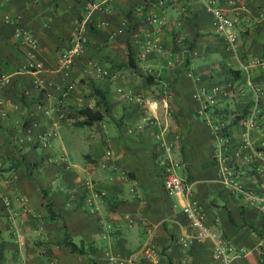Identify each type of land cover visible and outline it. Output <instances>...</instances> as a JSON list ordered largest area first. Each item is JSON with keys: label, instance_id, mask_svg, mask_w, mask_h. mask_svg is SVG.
Listing matches in <instances>:
<instances>
[{"label": "crops", "instance_id": "obj_1", "mask_svg": "<svg viewBox=\"0 0 264 264\" xmlns=\"http://www.w3.org/2000/svg\"><path fill=\"white\" fill-rule=\"evenodd\" d=\"M88 2L0 0V264H222L212 237L177 241L187 226L162 187L167 155L230 248L229 264H264V0H104L82 22ZM207 3L233 20L232 47ZM78 28L86 44L56 67ZM215 84L222 91L199 112L193 92ZM251 85L263 102L247 127L238 114ZM83 106L101 117L74 124ZM214 121L225 129L220 143ZM106 148L113 168L100 164ZM219 161L239 189L221 181Z\"/></svg>", "mask_w": 264, "mask_h": 264}, {"label": "built area", "instance_id": "obj_2", "mask_svg": "<svg viewBox=\"0 0 264 264\" xmlns=\"http://www.w3.org/2000/svg\"><path fill=\"white\" fill-rule=\"evenodd\" d=\"M104 0H89L87 7L84 10V14L82 16L81 21L89 22V20L93 16V11L99 7V5ZM206 9L210 11L212 18L215 22V25L218 29L221 30V34L227 44L228 47H232L235 42V33L233 31V20L224 12L223 8L213 6L210 3H207ZM16 34L22 39L28 41L30 44L34 43V39L32 35L28 32L26 28L18 27L16 29ZM87 37L83 31L79 30V28L70 36L69 44L60 51L56 57V67L58 68H66L72 62L74 56H76L86 44ZM143 56V52L140 54ZM33 63H29L32 65ZM34 65V64H33ZM35 66H38L36 63ZM92 69L95 71L97 75H107L108 72L105 68L100 67L99 65L92 64ZM189 74V72H188ZM67 87V86H66ZM251 92L253 96L252 104L250 106V110L248 115L244 118L243 122L247 127H253L255 124V120L257 117L258 111V102L260 101V89L256 86L251 87ZM222 86L213 85L211 87H198L192 94L199 101L198 111L201 112L206 105L214 99V95L218 92H221ZM226 89V88H225ZM66 93V88H64L61 94ZM52 110V107H48L44 110V113L47 115ZM59 116H57L58 118ZM222 123L219 122H211L210 130L213 135V138L216 142L220 143L224 140V134L221 130ZM49 132H42L41 139L46 140ZM159 136V135H158ZM111 160V152L108 148H106L103 152V156L101 158L100 164L102 166L113 168V164ZM219 160V159H218ZM161 164H164L163 174H162V187L163 190L168 194L175 196L177 198V204L179 205V210L183 215L187 230L181 231L177 235V241L182 244H186L193 237H212L214 239L212 255L216 258L221 259L222 264H229L232 255L228 251L230 249L226 243L220 238L218 235H214L207 227L203 220V210L200 203L194 199L191 195L192 193V183L180 176L175 167L177 166L176 162H173L169 159V156H166V161H159ZM220 162V161H219ZM219 170L221 181L229 187L238 188L239 185L236 184L235 180H233V176L231 175V171L226 165L219 163ZM247 196L251 197L252 194L247 192ZM3 204L5 206L9 205V200L7 198L3 199ZM153 227L148 228L149 236L153 233ZM149 236L147 240H149ZM154 253V248L150 245L149 241H146L142 247L140 248V254L144 258H151ZM110 259H114L110 257ZM117 264H123V259L115 260ZM128 264H134L131 258L126 259Z\"/></svg>", "mask_w": 264, "mask_h": 264}, {"label": "trees", "instance_id": "obj_3", "mask_svg": "<svg viewBox=\"0 0 264 264\" xmlns=\"http://www.w3.org/2000/svg\"><path fill=\"white\" fill-rule=\"evenodd\" d=\"M87 42V41H86ZM127 57L128 59H130V52L129 50H127ZM254 87V85H251V87ZM256 86V85H255ZM258 87L261 91H260V101L258 102V111H259V108L263 102V99L261 97V92H262V88H260L259 86H256ZM95 91L97 92V88H95ZM99 93V92H98ZM251 96H252V92H251ZM252 100H253V96L251 97L250 99V102L243 108V111L241 114H238L239 116L240 115H243V116H247L248 113H249V110H250V106L252 104ZM77 111L81 114H83L84 118L82 119H77V120H74L73 123L76 124V125H83V124H91L93 121L95 120H98L100 117H101V113L96 109V110H93V109H90L89 107L87 106H83V107H80L77 109ZM258 111H257V114H258ZM67 117V114H64L63 116H61V119H65ZM237 117V116H236ZM255 123H256V120H255ZM255 125V124H254ZM221 130L223 131V134L225 133V129H224V126L222 125V128ZM42 197H43V201H44V206H45V210L47 212V214L49 216L52 215L53 211L51 210V207H50V202L47 198H45V192H42ZM64 244L71 250V251H76V252H80L82 253V249L80 247H78V245H76L69 237L68 235H66V233L64 232V240H63Z\"/></svg>", "mask_w": 264, "mask_h": 264}, {"label": "rangeland", "instance_id": "obj_4", "mask_svg": "<svg viewBox=\"0 0 264 264\" xmlns=\"http://www.w3.org/2000/svg\"><path fill=\"white\" fill-rule=\"evenodd\" d=\"M75 151H76V150H75ZM71 153H73V152L71 151ZM73 154H74V153H73ZM75 155H79V150L75 152ZM165 159H166V157H165ZM165 159H164V160L162 159V160L165 162ZM172 161H173V160H172ZM164 164H165V163H162L163 168H164ZM176 168H177V167H176ZM178 169H179V168H178ZM176 172H177V170H176ZM177 173H178V172H177Z\"/></svg>", "mask_w": 264, "mask_h": 264}]
</instances>
